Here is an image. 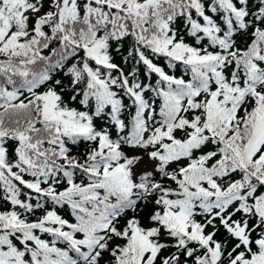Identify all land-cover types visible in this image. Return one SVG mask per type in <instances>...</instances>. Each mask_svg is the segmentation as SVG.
<instances>
[{"label": "snow or ice", "instance_id": "obj_1", "mask_svg": "<svg viewBox=\"0 0 264 264\" xmlns=\"http://www.w3.org/2000/svg\"><path fill=\"white\" fill-rule=\"evenodd\" d=\"M0 264H264V0H0Z\"/></svg>", "mask_w": 264, "mask_h": 264}, {"label": "trees", "instance_id": "obj_2", "mask_svg": "<svg viewBox=\"0 0 264 264\" xmlns=\"http://www.w3.org/2000/svg\"><path fill=\"white\" fill-rule=\"evenodd\" d=\"M181 32H182V34H183V29H181ZM186 38H187V37H186ZM188 39H189V42H191L190 38H188ZM243 42H244L243 39H242L241 41H238V43H240L241 46H243ZM116 62H120V57H119V56L116 57ZM157 62L163 64V60H162V59L158 60ZM123 66L125 67L126 70H127V68L129 67V65H123ZM166 70H167V69H166ZM176 74H177V75H180V74H181V71H180L179 68L177 69ZM153 79H155V78H153ZM96 123H97L98 126H104V127H107V126H108V121H107V120H103V119H102V120H98ZM113 135H115V133H113ZM87 150H88V146H87L86 144H84V143H81L79 146L74 147V149H73V154H74V155H77V156H79L81 159H83V156H84V154L87 152ZM125 151L128 152L129 155H135V154H137V153L134 152L133 150H131V149H127V148H125ZM146 159H147V157L144 158V160H146ZM141 165H142V163L138 166V170H140L139 167H141ZM170 167H173V168H174V167H176V165L173 164V165H171ZM141 169H142V168H141ZM142 207H143V211H139V212H138V215H139V218L141 219V222H142L145 226H147V225H148V219H147V218H148V215H149V214L152 212V210H153V204L149 203V204H147V205H143ZM58 211H59V213H60L61 215L65 216V218H71V217L69 216V209L65 208V209H60V210H58ZM39 214H40V213L38 212L37 215H39ZM132 215H133V213H131V212L128 213V216H129V217L132 216ZM123 223H124V219L121 220V225H123ZM217 238H219V239H224V232H223V229H221L220 233H218ZM116 242H119V241H116ZM171 251H174V249H169V251H168L167 253H165V254H169ZM106 259H107V257H106Z\"/></svg>", "mask_w": 264, "mask_h": 264}, {"label": "rangeland", "instance_id": "obj_3", "mask_svg": "<svg viewBox=\"0 0 264 264\" xmlns=\"http://www.w3.org/2000/svg\"><path fill=\"white\" fill-rule=\"evenodd\" d=\"M145 166L151 167V165L147 164V159L142 162V165L139 168L141 169V168H144Z\"/></svg>", "mask_w": 264, "mask_h": 264}]
</instances>
